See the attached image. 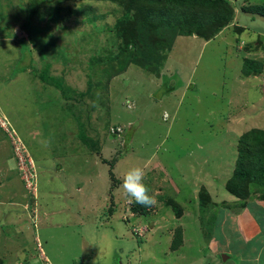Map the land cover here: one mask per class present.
<instances>
[{"label": "rangeland", "instance_id": "obj_1", "mask_svg": "<svg viewBox=\"0 0 264 264\" xmlns=\"http://www.w3.org/2000/svg\"><path fill=\"white\" fill-rule=\"evenodd\" d=\"M128 4L0 0V264H264V187L232 180L241 136L264 130V70L242 72L244 57L264 66V17L239 31L235 6L204 37L148 27L125 70L110 60ZM133 167L151 207L121 187Z\"/></svg>", "mask_w": 264, "mask_h": 264}, {"label": "trees", "instance_id": "obj_2", "mask_svg": "<svg viewBox=\"0 0 264 264\" xmlns=\"http://www.w3.org/2000/svg\"><path fill=\"white\" fill-rule=\"evenodd\" d=\"M127 1L129 2L127 12L120 16L114 24V31L117 35L116 38L118 39V50L110 60L111 63L115 60H118V55L122 56V63H124L125 67H127L125 70H128L131 65L141 68V64H137V60L132 59V57L136 55L134 54L132 48L134 47V44L139 41L137 38V32L144 31L148 27H151L152 31L158 30L157 28H165L166 30L167 28H171V30L177 31L176 34H173L174 37L172 38H176L178 35H192L193 33L204 37L207 34L204 30L213 28L215 23H218L217 26L222 22L226 23L229 21V16L230 20L232 18L234 20L236 14V11L234 10L235 6L236 10L238 11L239 18L236 19V22L241 26L239 31L245 30V27L242 26L243 19H245V17L249 18L250 20H254V17L257 16L264 17V2L255 3V5L249 6L243 5L238 8V5H231L228 0ZM188 18H190L192 22L187 20ZM153 20L155 23L152 22ZM27 23L28 25L25 24L24 27L34 26L30 20ZM24 27L20 30H25L31 35V31ZM34 28L35 31H37L36 27ZM156 33L150 35L158 36L157 40H161V37L164 35L162 30H159L157 35ZM31 37L34 40L38 39L37 36ZM140 39L141 42L144 40L142 32ZM172 42L173 40L168 45H166L165 51L171 50L170 48ZM152 50L149 53L144 52L147 59L151 56ZM131 59L135 61V63ZM243 60V73H245L247 76L250 74H255L256 76L261 75V71L264 70V66L261 62L259 64L258 61L245 57ZM151 61L155 62L157 65L160 64L154 60ZM117 73L120 74L121 71L119 70ZM262 90L264 92V84ZM173 91H175V89L169 90V93ZM79 138H82L81 140L84 141L85 144L88 143L91 145V147H88L89 151L90 149L95 150L94 146H97V141H93V139L88 136L84 130L79 133ZM237 148L239 152L237 165L240 171L238 172L237 168L234 173L232 180H235V184L233 187L236 188L237 182H240V184L242 183L243 185L246 180H249L246 182L245 186H243V188L245 187L244 190H246V192L249 184L251 183L259 185L260 187H264V130L255 129L248 132L247 134L242 135ZM95 152L97 153L98 151H90V153ZM235 193L240 195L238 190Z\"/></svg>", "mask_w": 264, "mask_h": 264}, {"label": "clouds", "instance_id": "obj_3", "mask_svg": "<svg viewBox=\"0 0 264 264\" xmlns=\"http://www.w3.org/2000/svg\"><path fill=\"white\" fill-rule=\"evenodd\" d=\"M0 117L8 124L7 118L0 114ZM0 126L2 129H5L1 123ZM119 128V130H117ZM110 129V133H120L122 129L118 126H113ZM32 160V159H31ZM145 171L141 167H133L128 169L124 176L123 182L121 184L124 192L134 200L137 204L144 207H151L156 203V199L154 195H151L149 192V188L144 183Z\"/></svg>", "mask_w": 264, "mask_h": 264}, {"label": "crops", "instance_id": "obj_4", "mask_svg": "<svg viewBox=\"0 0 264 264\" xmlns=\"http://www.w3.org/2000/svg\"><path fill=\"white\" fill-rule=\"evenodd\" d=\"M40 150V149H39ZM103 151V149H101V152ZM32 153H33V155H34V157L35 158H37V156L34 154V151H32ZM98 155V154H97ZM58 166V168H60V166L62 165V163H59V164H57ZM40 166H41V168H39V169H44V166H45V163L44 162H40ZM145 168V167H144ZM147 168V167H146ZM48 169H49V167H47V168H45V172L46 171H48ZM50 172V174L52 175V171L50 170L49 171ZM81 182V184H80V186H79V190H78V193H82L83 192V190H84V182L83 181H80ZM10 191H7V193L9 194V196H11V195H13V191L11 190V189H9ZM106 193V192H105ZM104 193V194H105ZM102 202L103 201H100V202H97V203H91L90 204V207H91V212H90V214H91V216H93V215H95L100 209H97V207L99 206V205H101L102 204ZM107 216V215H106ZM103 220H105L104 218H103ZM254 221V220H253ZM260 232V231H259Z\"/></svg>", "mask_w": 264, "mask_h": 264}, {"label": "built area", "instance_id": "obj_5", "mask_svg": "<svg viewBox=\"0 0 264 264\" xmlns=\"http://www.w3.org/2000/svg\"><path fill=\"white\" fill-rule=\"evenodd\" d=\"M18 140H19V143H20L19 146H18V150H21V149L24 148V153H25V145H24V143L22 142V140L19 137H18ZM24 153H23L24 157H21V159L19 160V164H20V166H23V167L25 166L26 167V168L22 167V169H27V170L33 171L34 170V165L32 164L33 161L29 158V156L27 154H24ZM21 160H22V162H21ZM34 177L35 176L32 175L30 179L32 180ZM30 185H32V184L30 183Z\"/></svg>", "mask_w": 264, "mask_h": 264}, {"label": "bare ground", "instance_id": "obj_6", "mask_svg": "<svg viewBox=\"0 0 264 264\" xmlns=\"http://www.w3.org/2000/svg\"><path fill=\"white\" fill-rule=\"evenodd\" d=\"M182 43V42H181ZM181 46V45H180ZM20 89H22V88H20ZM23 90V89H22ZM25 90V89H24ZM10 92V91H9ZM11 93V92H10ZM3 95H5L4 93H3ZM12 97V96H11ZM11 97H9L10 98V102L12 101L13 102V99L11 100ZM27 97V96H26ZM4 98V100H6V101H8L7 100V98H5V97H3ZM15 106V105H14ZM170 187V186H169ZM12 221H14V220H12ZM13 223V222H12ZM19 224V223H18ZM17 227H19V225L17 226Z\"/></svg>", "mask_w": 264, "mask_h": 264}, {"label": "water", "instance_id": "obj_7", "mask_svg": "<svg viewBox=\"0 0 264 264\" xmlns=\"http://www.w3.org/2000/svg\"><path fill=\"white\" fill-rule=\"evenodd\" d=\"M227 258V256L226 255H223V260L225 261V259Z\"/></svg>", "mask_w": 264, "mask_h": 264}]
</instances>
